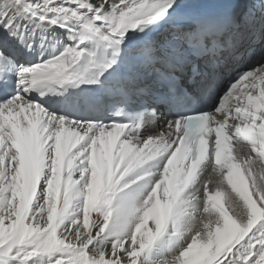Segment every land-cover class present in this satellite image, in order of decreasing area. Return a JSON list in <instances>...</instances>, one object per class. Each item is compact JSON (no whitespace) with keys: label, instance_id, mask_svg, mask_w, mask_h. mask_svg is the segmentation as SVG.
<instances>
[{"label":"snow or ice","instance_id":"6c2138e0","mask_svg":"<svg viewBox=\"0 0 264 264\" xmlns=\"http://www.w3.org/2000/svg\"><path fill=\"white\" fill-rule=\"evenodd\" d=\"M0 264H264V0H0Z\"/></svg>","mask_w":264,"mask_h":264}]
</instances>
